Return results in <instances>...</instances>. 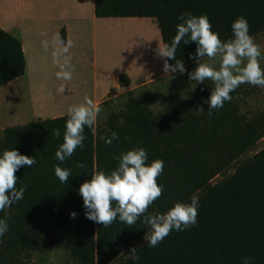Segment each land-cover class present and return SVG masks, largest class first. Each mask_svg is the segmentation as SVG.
<instances>
[{
	"label": "trees",
	"instance_id": "16d2710c",
	"mask_svg": "<svg viewBox=\"0 0 264 264\" xmlns=\"http://www.w3.org/2000/svg\"><path fill=\"white\" fill-rule=\"evenodd\" d=\"M185 11L207 15L211 30L221 40L232 36L231 24L239 16L247 19L254 39L264 37V0H95L94 15L98 19L154 20L163 44L174 37L180 22L177 17ZM59 38L63 46L68 43L66 28ZM195 50L194 42L178 45L175 56L183 60L185 69L196 64L190 58ZM25 74L21 41L0 28V88ZM118 85L130 87V77L122 74ZM213 88H200L171 114L155 113L142 100L129 98L103 125L96 119L91 128L84 129L83 147L61 165L71 169L65 183L55 177L53 165L59 163L54 154L63 142L68 114L2 130L0 152L14 148L34 157L36 164L21 166L14 173L16 187H25L24 196L0 211V218L7 216L8 224V231L0 237V264H33L56 247L77 264H112L137 243L142 245L137 248L136 264H243L245 258L250 264H264V149L213 184L264 138V110L245 112L250 92L239 85L230 93L232 99L209 115L205 101ZM53 129H59V138L51 135ZM112 132L117 139L105 144L101 137H110ZM138 147L148 152V163L164 162L157 177L163 191L145 215L164 213L176 202L188 203L194 194L199 197L196 225L171 231L156 247L143 241L149 229L142 218L133 225L117 218L107 227L88 220L79 194L81 184L93 172L114 170L118 165L114 157ZM78 163L85 167L78 168ZM70 212L76 213L74 219ZM118 264L134 262L129 257Z\"/></svg>",
	"mask_w": 264,
	"mask_h": 264
},
{
	"label": "clouds",
	"instance_id": "9594fccd",
	"mask_svg": "<svg viewBox=\"0 0 264 264\" xmlns=\"http://www.w3.org/2000/svg\"><path fill=\"white\" fill-rule=\"evenodd\" d=\"M177 19L176 33L169 43H163L156 49V53L163 59L164 73L181 74L185 72L184 62L175 56L178 45L183 41L186 45L194 42L195 56L190 57L196 62V68L188 73L189 80L196 84L210 80L214 88L205 101L207 113L211 115L214 109L222 108L230 101L232 93L241 84H250L264 88V50L249 34L248 21L245 17H237L231 24L232 36L221 40L219 34L212 31V25L207 15H193L185 11ZM47 47V44L44 45ZM71 43L68 42L60 51L67 52ZM219 57V68L210 62H201L202 58ZM173 61L169 64L168 61ZM57 79L68 81L72 79V69L67 57H64L61 70L56 73ZM195 84V86H196ZM59 91H63V86ZM204 112L203 109L199 110ZM101 108L91 98L85 97L82 103L70 105L67 108L68 119L65 121L63 142L58 146L54 159L59 163L53 165L54 175L61 183H65L71 174V169L61 165L72 156L79 147H83L85 127L91 128L95 123ZM51 135L60 137L59 129H53ZM105 144H111L117 139L115 132L110 137H101ZM117 167L110 171L98 170L91 174L79 188L83 200L85 217L107 227L117 218L120 222L133 225L138 219L149 229L147 244L156 247L171 231H184L197 223V209L199 197L193 195L190 202H176L164 213H149L145 215L149 206L163 191V185L157 183V177L162 174L164 162L155 159L148 163V152L143 147L133 148L121 153ZM36 164L34 157L20 154L12 148L0 152V211L11 207L24 196L25 187L17 185L14 175L21 166L32 167ZM84 168L83 163L76 165ZM70 218L76 213L70 212ZM8 231L7 216L0 218V237ZM136 264L139 260L137 248L129 249L127 255ZM243 264H250L248 258Z\"/></svg>",
	"mask_w": 264,
	"mask_h": 264
},
{
	"label": "rangeland",
	"instance_id": "374dc122",
	"mask_svg": "<svg viewBox=\"0 0 264 264\" xmlns=\"http://www.w3.org/2000/svg\"><path fill=\"white\" fill-rule=\"evenodd\" d=\"M92 16L94 18L92 13L85 10L83 20L71 27V46L67 52H61V48H58L54 54L42 56V46L45 42L42 44V35L39 37L40 44L33 45V54H41L39 56L42 57H37L34 73L31 74L30 70L28 77L23 78L21 83L0 91V134L9 126L23 125L22 122L28 123L39 118H50L44 113L63 111L70 105L82 103L85 97L95 102L100 92L108 87L112 88L122 74L130 77L131 86L121 88L116 83L109 95L98 101L99 106L109 101L100 106L101 112L97 121L101 125L109 114L121 110L129 98L142 100L155 113L171 114L180 102L194 98L200 88L206 85L214 86L210 80L199 84L189 80L188 73L196 68V64L185 69L183 74L179 71H162L163 59L156 53V49L162 46V40L154 20L146 19L141 23L143 26H136L133 22L107 19L96 26L91 20ZM38 30L41 31L40 28ZM255 42L264 50V37L255 38ZM45 49L49 50L48 44ZM64 57L68 58L72 69V79L68 81L56 77ZM45 60L59 63L50 66ZM201 62H210L213 67L219 68V57ZM261 67H264V64ZM241 85L250 92L243 110L249 114L263 111L264 88L247 83ZM61 86L62 92L59 91ZM41 113L42 116H38ZM263 149L264 138L253 151L240 158L226 175L217 177L213 184L231 176L240 164ZM147 240L148 236L144 237L143 241ZM141 245L142 243H137L135 248ZM128 254L129 251L112 264L129 258ZM33 264L77 263L56 247L49 255L42 257V260L36 258Z\"/></svg>",
	"mask_w": 264,
	"mask_h": 264
},
{
	"label": "crops",
	"instance_id": "0c3cea01",
	"mask_svg": "<svg viewBox=\"0 0 264 264\" xmlns=\"http://www.w3.org/2000/svg\"><path fill=\"white\" fill-rule=\"evenodd\" d=\"M94 8L95 0H0V28L21 41L26 60V74L22 78L0 88V91L21 83L20 81L23 78L28 77L30 70L31 74L32 72L34 73V69L37 66V57L44 55L47 57L54 54L58 48L63 47L59 38L62 28H66L68 42H70L71 27L83 20L85 10L94 15ZM91 20L97 26L100 22L107 19H98L94 15ZM116 20L133 22L136 26H143L141 23L146 21V19L139 18ZM41 35L42 44L44 42L47 43L49 50H46L43 45L42 56H39L41 54L34 56L33 45L40 44L39 37ZM46 63L47 65L55 66L59 62L56 61L55 63V61L50 60ZM116 83L118 84L117 80L112 88L108 87L105 91L100 92V95L96 97L95 103L99 104V100L108 96L112 89L115 88ZM65 114H68L67 109L56 111L55 113H44L45 116L47 115L50 118L61 117ZM38 116H42V113L38 114ZM25 123L22 122L21 124Z\"/></svg>",
	"mask_w": 264,
	"mask_h": 264
},
{
	"label": "bare ground",
	"instance_id": "6f19581e",
	"mask_svg": "<svg viewBox=\"0 0 264 264\" xmlns=\"http://www.w3.org/2000/svg\"><path fill=\"white\" fill-rule=\"evenodd\" d=\"M129 29V28H128ZM135 29V28H134ZM138 30V29H137ZM140 31V30H139ZM150 42V41H149ZM155 54V53H154Z\"/></svg>",
	"mask_w": 264,
	"mask_h": 264
}]
</instances>
